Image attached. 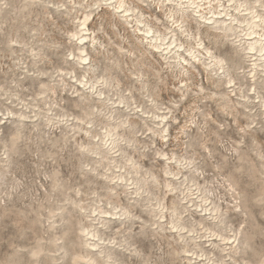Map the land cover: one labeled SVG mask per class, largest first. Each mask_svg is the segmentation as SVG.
<instances>
[{"label":"rangeland","instance_id":"obj_1","mask_svg":"<svg viewBox=\"0 0 264 264\" xmlns=\"http://www.w3.org/2000/svg\"><path fill=\"white\" fill-rule=\"evenodd\" d=\"M0 264H264V0H0Z\"/></svg>","mask_w":264,"mask_h":264}]
</instances>
